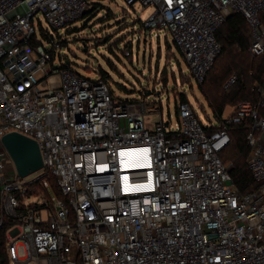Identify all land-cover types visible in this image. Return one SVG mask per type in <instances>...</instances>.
I'll return each instance as SVG.
<instances>
[{
    "label": "built area",
    "instance_id": "built-area-1",
    "mask_svg": "<svg viewBox=\"0 0 264 264\" xmlns=\"http://www.w3.org/2000/svg\"><path fill=\"white\" fill-rule=\"evenodd\" d=\"M125 2L152 7L143 27L171 36L198 84L221 53L217 30L234 14L248 22L251 55H264V0ZM88 8V0H0V240L7 264H264V85L258 104L206 125L184 102L175 123L161 113L149 126L148 113L159 109L56 65L61 44L54 36L49 47L38 41L36 21L58 31ZM236 81L232 76L224 89ZM245 120L258 188L244 195L220 153L232 126ZM10 132L39 144L38 177L18 176L2 143ZM31 196L40 200L26 205Z\"/></svg>",
    "mask_w": 264,
    "mask_h": 264
},
{
    "label": "rangeland",
    "instance_id": "rangeland-1",
    "mask_svg": "<svg viewBox=\"0 0 264 264\" xmlns=\"http://www.w3.org/2000/svg\"><path fill=\"white\" fill-rule=\"evenodd\" d=\"M94 3L99 10L92 17L81 18L58 31L42 18V26L36 21L37 39L41 44L50 46L43 33L54 36L61 44L56 65L68 63L77 73L93 80L99 78V72L104 69L114 96L142 101L149 111L159 109L158 113H148L149 126L160 120L161 113L165 122L171 115L175 123L178 117L176 102L182 95L189 99L204 125L209 122L207 117L214 120L171 36L162 30L158 37L143 28L142 22L150 17L152 7L140 4L131 7L125 0H94L92 5ZM233 112L234 107H228L224 115ZM38 176L36 173L25 180ZM39 200L31 196L24 203L30 205ZM19 255H24L22 248Z\"/></svg>",
    "mask_w": 264,
    "mask_h": 264
},
{
    "label": "trees",
    "instance_id": "trees-1",
    "mask_svg": "<svg viewBox=\"0 0 264 264\" xmlns=\"http://www.w3.org/2000/svg\"><path fill=\"white\" fill-rule=\"evenodd\" d=\"M93 1L88 0L89 8L82 19L88 20L99 10L97 3L92 5ZM43 36L45 39H48V35L46 36L43 33ZM215 36L221 46V53L208 72L205 82L203 84H196L200 87L199 91L210 109L213 119L219 120L225 114L228 107H234L235 111L242 104H251L253 106L258 104L260 101L258 89L264 85V55L259 57L251 55V31L247 20L242 14L230 16L219 27ZM59 58L60 60L62 59V57ZM61 66L62 68L73 69L68 63H62ZM99 74V77L110 85L106 71L101 69ZM234 75L237 77L236 83L228 90H225V84ZM188 100L184 95L181 96V99L177 100V112L178 105L186 103ZM201 107L203 108L202 105ZM207 119L211 121L210 117H207ZM249 126L250 122L248 120L232 126L230 130L231 142L220 153L223 163L231 168L234 185L244 195L253 193L258 188L248 166L249 149L246 138ZM47 178L53 193L57 197L62 198L63 196L54 177L48 175ZM34 189L40 192L44 191L38 183L34 186ZM2 241L1 239L0 258L3 264H7Z\"/></svg>",
    "mask_w": 264,
    "mask_h": 264
},
{
    "label": "water",
    "instance_id": "water-1",
    "mask_svg": "<svg viewBox=\"0 0 264 264\" xmlns=\"http://www.w3.org/2000/svg\"><path fill=\"white\" fill-rule=\"evenodd\" d=\"M2 143L20 178H26L43 169L44 162L36 140L18 132H10L3 136Z\"/></svg>",
    "mask_w": 264,
    "mask_h": 264
}]
</instances>
